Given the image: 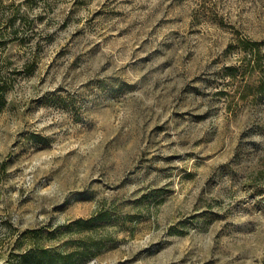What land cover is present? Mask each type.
Returning a JSON list of instances; mask_svg holds the SVG:
<instances>
[{"label":"rangeland","instance_id":"rangeland-1","mask_svg":"<svg viewBox=\"0 0 264 264\" xmlns=\"http://www.w3.org/2000/svg\"><path fill=\"white\" fill-rule=\"evenodd\" d=\"M0 264H264V0H0Z\"/></svg>","mask_w":264,"mask_h":264}]
</instances>
